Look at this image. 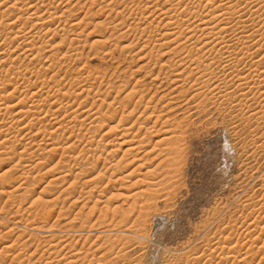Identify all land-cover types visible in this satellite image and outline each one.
<instances>
[{
  "label": "rangeland",
  "instance_id": "1",
  "mask_svg": "<svg viewBox=\"0 0 264 264\" xmlns=\"http://www.w3.org/2000/svg\"><path fill=\"white\" fill-rule=\"evenodd\" d=\"M16 1L0 0V31L12 33L0 37V264H264V101L242 87L264 80V8L244 9L251 39L230 28L194 47L184 29L169 35L184 18L165 15V0ZM89 137L104 140L90 149ZM138 139L143 151L127 153Z\"/></svg>",
  "mask_w": 264,
  "mask_h": 264
},
{
  "label": "bare ground",
  "instance_id": "2",
  "mask_svg": "<svg viewBox=\"0 0 264 264\" xmlns=\"http://www.w3.org/2000/svg\"><path fill=\"white\" fill-rule=\"evenodd\" d=\"M19 1V0H18ZM18 1H16V2H18ZM39 1V0H38ZM132 1H134V0H132ZM175 0H165V3H169V9H167V11L166 10H164V13H165V15H171L172 16V14L173 13H175V14H178L179 12V14L178 15H180L181 14V16L184 18V20H182V19H177L176 21H172L171 20V17H169V19L171 20L169 23H168V26L170 27V26H172L173 28L171 29V27L169 28V29H171L172 30V32L173 33H167V36H168V34L169 35H171V34H173V36L174 35H178L179 37H181L184 33H181V30L182 29H184V31L186 32L185 33V35H187V38H186V40H183V42H185V43H191L192 44V46H196L197 47V45H202L203 44V46H205V45H207L209 42H211V40H220L219 39V37L222 35H226V32L229 30H231L230 28H233V30H232V32L234 31L235 33L236 32H239V33H237L236 34V36L238 37V39L237 40H242V39H247L248 40V38H250L251 39V37H252V35H250V36H247V37H244V36H241L242 34H247V32H248V29L252 26H249L248 24V21H246L245 19H243L244 17L243 16H246V13H248L247 11H246V13H245V11H244V9L246 10H248V11H250V13H256V10L258 9V8H264V3H262V4H260L261 3V1L260 0H258V2L260 1V3H258L256 0H180V1H176V2H178V3H176L175 2V4H173V2H174ZM21 2V1H20ZM4 2H2V4H3ZM50 3V2H49ZM202 3H205V5L203 6V4ZM2 4H0V5H2ZM17 4V3H16ZM23 4V3H22ZM132 4V3H131ZM20 5V4H19ZM28 6V5H27ZM34 6V5H33ZM33 6H29V8H28V11H30V12H32V13H30L32 16H38L39 14L38 13H40V11H39V8L37 9V10H35L36 9V7H35V9L33 8ZM211 8L210 10L208 9V11H207V13H204L203 12V7L205 8V7H207V8H209V7ZM165 8V7H164ZM26 9V8H25ZM206 9V8H205ZM21 10V9H20ZM49 10V9H48ZM52 10V9H51ZM138 10H139V8H138ZM142 10V9H141ZM207 10V9H206ZM259 10V9H258ZM23 11V10H22ZM244 11V12H243ZM142 12V11H141ZM140 12V13H141ZM258 12V11H257ZM24 13V12H23ZM28 13V12H27ZM136 13V12H135ZM144 13V12H143ZM142 13V14H143ZM172 13V14H171ZM64 14V13H63ZM149 14V13H148ZM151 14V13H150ZM163 14V13H162ZM22 15V14H21ZM24 15V14H23ZM30 15V16H31ZM49 15V14H48ZM164 15V16H165ZM3 16V15H2ZM5 16V15H4ZM19 16V15H18ZM28 16V15H27ZM130 16V15H129ZM128 16V17H129ZM161 16V15H160ZM250 16V15H249ZM23 17V16H22ZM57 17H59V16H57ZM123 17V16H122ZM142 17V16H141ZM175 17V16H174ZM173 17V18H174ZM179 17V16H178ZM16 18V17H15ZM55 18V17H54ZM144 18H146V17H143L142 19H143V21H144ZM160 18H162V17H160ZM263 18V17H262ZM2 19V18H1ZM38 19H39V21L40 20H42L43 18H41L40 19V16L38 17ZM47 19V18H46ZM49 19H50V16H49ZM168 19V18H167ZM252 18L250 17V20H251ZM148 20V19H147ZM162 20V19H161ZM44 21V20H43ZM252 21V20H251ZM46 23H48L47 21H45ZM44 22V23H45ZM126 22V21H125ZM151 22H153V21H151ZM159 22V21H158ZM258 22H259V20H258ZM43 23V24H44ZM137 23V22H136ZM139 23H140V20H139ZM146 23V22H145ZM145 23H144V25H145ZM166 23V22H165ZM263 23V22H262ZM1 24V23H0ZM150 24V23H149ZM155 24V23H154ZM153 24V25H154ZM252 24H254V23H252ZM46 25V24H45ZM59 25V24H58ZM135 25V24H134ZM148 25V24H147ZM152 25V26H153ZM159 25H161V24H159ZM139 26V25H138ZM137 26V27H138ZM152 26H150V27H152ZM117 27V26H116ZM154 27H155V25H154ZM157 27V26H156ZM253 27V26H252ZM255 28H256V26H254ZM22 29H25V28H22ZM54 29V28H53ZM119 29V28H118ZM151 29V28H150ZM155 29V28H154ZM235 29V30H234ZM26 30V29H25ZM29 30V29H28ZM48 30V29H47ZM138 30V29H137ZM142 30V29H141ZM141 30H140V32H141ZM217 30V32H215ZM245 30H247L246 32H245ZM253 30H255V29H253ZM252 30V31H253ZM3 31V33H4V30H2ZM6 31V30H5ZM17 31H19V30H17ZM42 31V30H41ZM48 31H50V30H48ZM132 31V30H131ZM183 31V32H184ZM14 32V31H13ZM36 32V31H35ZM40 32V31H39ZM38 32V33H39ZM63 32V31H62ZM143 32V31H142ZM141 32V33H142ZM147 32V31H146ZM199 32H201V35H200V38L197 36L196 37V34L197 33H199ZM231 32V33H232ZM233 32V33H234ZM259 32V31H258ZM19 33H23V30H21L20 29V31L19 32H17V34H19ZM175 33V34H174ZM180 33V34H179ZM229 33V32H228ZM250 33V32H249ZM33 34V33H32ZM124 34V33H123ZM140 34V33H139ZM143 34H144V32H143ZM163 34V33H162ZM165 34V33H164ZM200 34V33H199ZM10 35H12V33H10V32H8V33H6V34H2L1 33V31H0V37L1 38H3V40H1V42H3V41H5L6 42V44H7V41L9 40V38L11 37ZM14 38H17V37H19V36H17L16 37V34L14 33ZM8 36H10V37H8ZM33 36V35H32ZM41 36V35H40ZM52 36V35H51ZM126 36V35H125ZM124 36V37H125ZM163 36V35H162ZM230 36V35H229ZM228 36V37H229ZM233 36V35H232ZM254 36V35H253ZM21 37V36H20ZM47 37V36H46ZM165 37V39H168V37H171V36H168L167 38H166V36H164ZM163 37V38H164ZM176 37V36H175ZM183 37V36H182ZM228 37H226V38H228ZM233 37H235V35L233 36ZM39 38V37H38ZM134 38V37H133ZM139 38H141V37H139ZM155 38V37H154ZM222 38V40H224V37H221ZM25 39V38H24ZM30 39V38H29ZM122 39H123V37H122ZM172 39H173V37H172ZM177 39V38H176ZM27 40V39H26ZM31 40V39H30ZM33 41H26L27 43V46H29V47H33L34 48V45H36L37 44V42L35 41V39L33 38L32 39ZM40 40V39H39ZM181 38H180V42H181ZM236 40V41H237ZM25 41V40H24ZM42 41V40H41ZM179 41V40H178ZM177 41V42H178ZM221 41V40H220ZM230 41H231V39H230ZM229 41V42H230ZM5 42H4V44H5ZM96 42V41H95ZM166 42V41H165ZM171 42H173L174 43V40H172V41H170V43ZM225 42V41H224ZM234 42V41H233ZM232 42V43H233ZM244 42V41H243ZM251 42V41H250ZM9 43V42H8ZM64 43V42H63ZM98 43V42H97ZM164 43V42H163ZM167 44H169V42L167 41L166 42ZM216 43V42H215ZM223 42H219V44L221 45ZM232 43H231V45H232ZM238 43H239V41H238ZM246 43V42H245ZM1 44H3V43H1ZM131 44V43H130ZM141 44V43H140ZM162 44V43H161ZM178 44H179V42H178ZM180 44H182L183 45V43L181 42ZM212 44V43H211ZM225 45H226V47L228 46L226 43H224ZM229 44V43H228ZM237 44V43H236ZM241 44H242V41H241ZM8 45H11V43L10 44H8ZM129 45V44H128ZM146 45H147V43H146ZM149 45V44H148ZM181 45V46H182ZM190 45V44H189ZM4 46V45H3ZM43 46V45H42ZM176 46V45H175ZM177 46H180V45H177ZM188 46V44L186 45V47ZM210 46V45H209ZM236 46H238V45H236ZM248 46V45H247ZM0 47H2V46H0ZM29 47H27V48H29ZM160 47H161V45H160ZM162 47H163V45H162ZM166 47V46H165ZM182 47H184V49H182V50H184V51H186V49L189 47H185V46H182ZM212 47V46H211ZM223 47V46H222ZM222 47H221V49H222ZM230 47V46H229ZM12 48V47H11ZM148 48V47H147ZM177 48H179V47H177ZM200 48L202 49V46H200ZM208 48V47H207ZM212 48H214V47H212ZM212 48H210L211 50H212ZM228 48V47H227ZM260 48V47H259ZM19 49V48H18ZM35 49V48H34ZM173 49V48H172ZM191 49V47L189 48V50ZM204 49H206V47L205 48H203V50ZM229 49V48H228ZM14 50V49H13ZM32 50V49H31ZM154 50V49H153ZM170 50V49H169ZM188 50V51H189ZM195 49H193V51H192V49L189 51V54L190 55H192V52H194L195 53V51H194ZM214 50V49H213ZM5 51V50H4ZM137 51V50H136ZM144 51V50H143ZM157 51V50H156ZM188 51H186V52H188ZM219 51V50H218ZM226 51H227V49H226ZM229 51V50H228ZM246 51V50H245ZM153 52V51H152ZM151 52V53H152ZM165 52V51H164ZM171 52H172V50H171ZM174 52V51H173ZM222 52V51H221ZM231 52V51H230ZM167 53V52H166ZM175 53V52H174ZM215 53V52H214ZM233 53V52H232ZM1 54V53H0ZM8 54V53H7ZM169 54V53H168ZM179 54V53H178ZM188 54V55H189ZM207 54V53H206ZM229 54V53H228ZM238 54V53H237ZM37 55H38V53H37ZM175 55V54H174ZM180 55V54H179ZM189 55V56H190ZM198 55V54H197ZM196 55V56H197ZM223 55V54H222ZM233 55V54H232ZM231 54H230V57L232 56ZM263 55H264V53H263ZM1 56V55H0ZM20 56V55H19ZM26 56V55H25ZM28 56V55H27ZM162 56V55H161ZM194 56V55H193ZM196 56L194 57V59L196 58ZM199 56V55H198ZM214 56V55H213ZM236 56V55H235ZM239 56V55H238ZM192 57V56H191ZM203 56H199V59H201ZM205 57V56H204ZM203 57V58H204ZM207 57V56H206ZM226 57V56H225ZM227 57H229V56H227ZM226 57V58H227ZM49 58V57H48ZM209 58V59H208ZM207 59L211 62H208V64L210 63V64H213L214 63V58H210V57H208ZM224 60H225V58L224 57H222ZM233 58V57H232ZM6 59V58H5ZM50 59V58H49ZM186 59V58H185ZM188 59V58H187ZM192 59V58H191ZM177 60V59H176ZM188 60H190V59H188ZM187 60V61H188ZM198 60V59H197ZM216 60V59H215ZM15 61H16V59H15ZM22 61V60H21ZM183 61H185V60H183ZM200 61V60H199ZM202 61H204V59L202 60ZM205 61H206V59H205ZM12 62V61H11ZM51 62V61H50ZM189 63H190V61H188ZM242 61H237V59L235 60V61H221L220 62V64L221 65H223L224 67L223 68H225V70L226 69H232L233 67H236L237 65L239 66L240 65V63H241ZM54 63V62H53ZM187 63V62H186ZM193 63V62H192ZM191 63V64H192ZM202 63V62H201ZM164 64H166V63H164ZM191 64H188V65H191ZM197 65H195V63H194V65H195V68H196V66H198V65H200L199 64V62L198 63H196ZM170 65V64H169ZM173 65V64H172ZM177 65V64H176ZM183 65V64H182ZM234 65V66H233ZM163 66V65H162ZM171 66V65H170ZM174 66H175V64H174ZM178 66V65H177ZM204 66V65H203ZM207 66V65H206ZM205 67V66H204ZM209 66H207V68H208ZM216 67V66H215ZM255 67V66H254ZM171 68V67H170ZM180 68V67H179ZM178 68V69H179ZM203 68V67H202ZM201 68V69H202ZM257 68V67H256ZM258 68H259V66H258ZM262 68V67H261ZM51 69V68H50ZM185 69V68H184ZM183 69V70H184ZM199 69V68H198ZM236 69H237V67H236ZM209 70V69H208ZM207 70V71H208ZM235 71V70H234ZM233 71V72H234ZM255 71V70H254ZM264 71V70H263ZM190 72V71H189ZM199 72V71H198ZM201 72V71H200ZM211 72V73H210ZM222 72H224V71H222ZM181 73V72H180ZM197 73V72H196ZM195 73V74H196ZM208 73V72H207ZM209 73L210 74H208L209 75V81L210 80H212L213 79V77H215V76H213V75H215V74H212V71H209ZM228 73V72H227ZM201 74V73H200ZM199 74V75H200ZM204 74V71H203V73L201 74V75H203ZM239 74V73H238ZM244 74V73H243ZM166 75V74H165ZM201 75L200 76H198V77H200V78H198L197 79V82H200V83H203V81H205L203 78H205V79H207L208 77H207V74H206V76L205 77H201ZM241 75V74H240ZM253 75V74H252ZM15 76V75H14ZM170 76L168 75V78H169ZM185 77V76H184ZM192 77V76H191ZM196 77V76H195ZM207 77V78H206ZM254 77V76H253ZM190 78V77H189ZM218 78V77H217ZM239 78H241L240 76H239ZM256 78V77H255ZM259 78V77H258ZM257 78V79H258ZM192 79V78H191ZM200 80H202V81H200ZM207 80V81H208ZM250 80V79H249ZM256 80V79H255ZM260 79H258V81H259ZM81 81V80H80ZM175 81V80H174ZM191 81V80H190ZM213 81V80H212ZM254 81V80H253ZM261 81V80H260ZM240 82V81H239ZM81 83V82H80ZM188 83V82H187ZM208 83V82H207ZM191 84V83H190ZM193 84V83H192ZM206 84V83H205ZM205 84H203L204 86H205ZM253 83H249V82H247V83H244L243 84V88H247V87H249L248 89L250 90L251 88H252V86L255 88V89H257V91H260V94H258L261 98H262V101H264V80H263V82L261 81L260 83H258V82H256V81H254V84L252 85ZM74 85H75V83H74ZM81 85V84H80ZM182 85V84H181ZM199 85V84H198ZM207 85V84H206ZM224 85V84H223ZM232 85V84H231ZM238 85V84H237ZM242 84H240L239 86H241ZM251 85V86H250ZM2 86V85H1ZM191 86H193V85H191ZM224 86H226V85H224ZM239 86H237V87H239ZM202 87V86H201ZM207 87V86H206ZM236 87V88H237ZM251 87V88H250ZM135 88V87H134ZM190 88H192V87H190ZM198 88V87H197ZM214 88V87H213ZM231 88V87H230ZM207 89V88H206ZM205 89V90H206ZM239 89H240V87H239ZM253 89V88H252ZM69 90V89H68ZM67 90V91H68ZM175 90V89H174ZM191 90H193V89H191ZM202 90V89H201ZM219 90V89H218ZM249 90H247L248 92H249ZM67 91H65V92H67ZM200 91V90H199ZM202 91H204V90H202ZM242 91H244V90H242ZM256 91V92H257ZM12 91H10V93H11ZM30 92V91H29ZM47 92V91H46ZM71 92V91H70ZM133 92V91H132ZM245 92V91H244ZM72 93V92H71ZM90 93V92H89ZM183 93V92H182ZM206 93V92H205ZM208 93V92H207ZM241 93V92H240ZM35 94V93H34ZM49 94V93H48ZM36 95V94H35ZM58 95V94H57ZM69 95V94H68ZM75 95V94H74ZM129 95V94H128ZM154 95V94H153ZM197 95H199V94H197ZM213 95V94H212ZM257 95V96H258ZM34 96V95H33ZM54 96V95H53ZM56 96V95H55ZM54 96V97H55ZM59 96V95H58ZM85 96V95H84ZM172 96V95H171ZM200 96V95H199ZM246 95H244L243 97H245ZM1 97V96H0ZM38 97V96H37ZM41 97V96H40ZM206 98V96H203V98ZM210 97V96H209ZM214 97V96H213ZM222 97H223V95H222ZM12 98V97H11ZM33 98H35V97H33ZM45 98V97H44ZM132 98V97H131ZM131 98H129V99H131ZM140 98V97H139ZM198 98V97H197ZM221 98V97H220ZM225 98V97H224ZM1 99V98H0ZM3 99V98H2ZM38 99V98H37ZM51 99V98H50ZM207 100H208V97H207ZM226 100V99H225ZM3 101V100H2ZM5 101V100H4ZM3 101V102H4ZM123 101V100H122ZM128 101V100H127ZM147 101H149V100H147ZM254 101V100H253ZM12 102V101H11ZM37 102V101H36ZM124 102V101H123ZM122 102V103H123ZM131 102V101H130ZM139 102V101H138ZM142 102V101H141ZM211 102V101H210ZM5 103V102H4ZM3 103V104H4ZM21 103V102H20ZM136 103V102H135ZM149 103V102H148ZM147 103V104H148ZM223 103V102H222ZM259 103V102H258ZM3 104H0V112L3 110V109H5V110H9L8 109V107L6 106V108L4 107H2L1 105H3ZM70 104V103H69ZM75 104V103H74ZM141 104H143V103H141ZM201 104V103H200ZM212 104V103H211ZM242 102H241V106H242ZM199 105V104H198ZM13 106V105H12ZM16 106H19V105H16ZM16 106L15 107H10V109L12 108H16ZM118 106V105H117ZM168 106H170V105H168ZM244 106V105H243ZM242 106V107H243ZM51 108V107H50ZM101 108V107H100ZM137 108V107H136ZM146 108H147V106H146ZM245 108H247V107H245ZM79 109V108H78ZM135 109V108H134ZM248 109V108H247ZM246 109V110H247ZM5 110H3V111H5ZM22 109H20V111L18 112V113H20L21 114V111ZM65 109H63V111H64ZM87 110V109H86ZM136 110V109H135ZM50 111V110H49ZM74 111H75V109H74ZM146 111V110H145ZM65 112V111H64ZM68 112V111H67ZM66 112V113H67ZM78 112V111H77ZM76 112V113H77ZM119 112V111H118ZM126 112V111H125ZM9 113V112H8ZM62 113V112H61ZM65 113V114H66ZM83 113V112H82ZM82 113H81V115H82ZM254 113V112H253ZM261 113V112H260ZM3 114V113H2ZM6 114V113H5ZM54 114V113H53ZM75 114V113H74ZM73 114V115H74ZM101 114V113H100ZM1 115V114H0ZM52 115V114H51ZM70 115V114H69ZM77 115V114H76ZM80 115V114H79ZM118 115V114H117ZM258 115V114H257ZM53 116V115H52ZM56 116V115H55ZM75 116V115H74ZM95 116V115H94ZM124 116V115H123ZM142 116V115H141ZM260 116V115H259ZM21 117V116H20ZM63 117V116H62ZM76 117V116H75ZM50 118V117H49ZM18 119V118H17ZM77 119V118H76ZM75 119V122L77 121ZM79 119V118H78ZM159 119V118H158ZM192 119V118H191ZM261 119V118H260ZM33 120V119H32ZM68 120V119H67ZM87 120V119H86ZM85 120V121H86ZM157 120V119H156ZM182 120V119H181ZM257 120V119H256ZM37 121V120H36ZM48 121V120H47ZM104 121V120H103ZM164 121V120H163ZM70 122H71V120H70ZM92 122V121H91ZM182 122V121H181ZM74 123V122H73ZM127 123V122H126ZM155 123V122H154ZM166 123V122H165ZM27 124V123H26ZM80 124V123H79ZM83 124V122L80 124V125H82ZM164 124V123H163ZM167 124V123H166ZM165 124V125H166ZM75 125V124H74ZM73 125V126H74ZM76 125H77V123H76ZM75 125V126H76ZM156 125V124H155ZM62 126V125H61ZM177 126V125H176ZM28 127V126H27ZM174 127V126H173ZM1 128V127H0ZM72 128V127H71ZM74 128V130H75V127H73ZM72 128V129H73ZM141 128V127H140ZM180 128V127H179ZM70 129V128H69ZM102 129V128H101ZM152 129V128H151ZM63 130V129H62ZM134 130V129H133ZM178 130V129H177ZM180 130H181V128H180ZM4 131H6V130H4ZM38 131V130H37ZM60 131V130H59ZM68 131V130H67ZM125 131V130H124ZM128 131V130H127ZM127 131L125 132V133H127ZM151 131V130H150ZM183 131V130H182ZM181 131V132H182ZM57 132V131H56ZM78 132V131H77ZM151 132H153V131H151ZM150 132V133H151ZM157 132V131H156ZM165 132H168V131H166V129L164 130V134H165ZM180 132V131H179ZM52 133V132H51ZM54 133V132H53ZM73 133V132H72ZM157 133H159V132H157ZM156 133V134H157ZM163 133V132H162ZM162 133H160V134H162ZM172 133V132H171ZM175 133V132H174ZM40 134V133H39ZM66 134V133H65ZM88 134V133H87ZM108 134V133H107ZM133 134V133H132ZM156 134H155V136H156ZM168 134V133H167ZM167 134H165V135H167ZM170 134V133H169ZM180 134V133H179ZM181 134H183V133H181ZM12 135V134H11ZM78 135V134H77ZM90 135V134H89ZM123 135V134H122ZM121 135V136H122ZM144 135H145V133H144ZM150 135V134H149ZM178 135V134H177ZM9 136V135H8ZM137 136V135H136ZM172 136V135H171ZM70 137V136H69ZM120 137V136H119ZM125 138L127 137L126 135L124 136ZM135 137V136H134ZM151 137H152V134L149 136V139H151ZM153 137H154V135H153ZM173 137V136H172ZM172 137L170 138V135L168 136V138H170V139H172ZM182 137H183V135H182ZM182 137H180V138H182ZM75 138V137H74ZM79 138V137H78ZM77 138V139H78ZM166 138H167V136H166ZM167 138V139H168ZM176 138V137H175ZM174 138V139H175ZM89 140H87V147L88 148H90V149H92V148H94L93 146H97V147H100V145H101V142H103V140H104V138L103 137H101V140H97V141H99L98 143H97V141H95L93 138H91L90 139V137L88 138ZM128 139V138H127ZM177 139V138H176ZM175 139V141H177ZM55 140V139H54ZM70 140V139H69ZM116 140V139H115ZM120 140V139H119ZM134 138H130V140H128L127 141V143L129 144H131V142H132V144L134 143ZM137 140V139H136ZM138 140H143V139H138ZM162 140H163V138H162ZM162 140H160V142L159 143H161L162 142ZM181 140V139H180ZM180 140H179V142H180ZM184 140V139H183ZM58 141V140H57ZM84 141V140H83ZM124 141V140H123ZM122 141V142H123ZM140 141H139V143H140ZM163 141H165L166 142V140H165V138H164V140ZM168 141V140H167ZM172 141V140H171ZM174 141V140H173ZM172 141V144L170 143V145H169V147L171 146V145H173V147H175V145L178 143V142H176V144H173L174 142ZM68 142V141H67ZM75 142V141H74ZM96 142V143H95ZM114 142V141H113ZM126 142V141H125ZM136 142V141H135ZM158 142V141H157ZM126 143V145H128ZM138 143V144H139ZM144 143H146V141H145V139H144V141H141V146L140 145H138V144H136L135 145V147H132L133 149H130L129 151L128 150H126L125 151V153L127 152V153H130L131 151H134L135 149H136V147H137V149H136V151H138V152H140V151H143V149H144V147L145 146H143L144 145ZM125 144V143H124ZM123 144V145H124ZM143 144V145H142ZM179 144V143H178ZM181 144V143H180ZM179 144V145H180ZM119 145V144H118ZM122 144H120V146H121ZM138 145V146H137ZM54 146V145H53ZM130 146H132V145H130ZM156 146V145H155ZM166 146H168V143H167V145ZM86 147V148H87ZM172 147V146H171ZM179 147V146H178ZM178 147L177 148H174V150H172V152H173V154H175L174 156H176L177 154H179V151H178ZM87 148V149H88ZM135 148V149H134ZM52 149V148H51ZM50 149V150H51ZM90 149H88V150H90ZM170 149V148H169ZM183 149V148H182ZM88 150H86V151H88ZM94 150V149H93ZM96 150V149H95ZM168 150V149H167ZM171 150V149H170ZM169 150V151H170ZM145 151V150H144ZM149 152V151H148ZM147 152V153H148ZM145 153V152H144ZM167 155H170L169 154V152L167 151ZM171 153V152H170ZM136 155H137V153H135ZM139 154V153H138ZM146 154V153H145ZM144 154V158H145V155ZM133 155V154H132ZM149 155V154H148ZM181 155V154H180ZM127 156V155H126ZM138 156V155H137ZM137 156H135V157H137ZM159 156V155H158ZM142 157V156H141ZM140 157V158H141ZM142 157V159H144ZM122 159V158H121ZM121 159H120V161H121ZM139 159V158H138ZM141 159V160H142ZM148 159L149 158H147V159H145V160H147L148 161ZM174 159H176V158H174ZM123 160V159H122ZM140 160V159H139ZM140 160V161H141ZM137 161V160H136ZM174 161V160H173ZM134 162V161H133ZM144 162V161H143ZM118 163H119V160H118ZM116 164V163H115ZM120 164V163H119ZM122 164V163H121ZM141 166H143V164L141 165ZM117 167H118V165H117ZM138 168V167H137ZM81 170H83V169H81ZM81 170H80V172H81ZM137 170V169H136ZM71 173V172H70ZM69 173V174H70ZM82 173H84V172H82ZM146 173V172H145ZM144 173V174H145ZM68 175V174H67ZM78 175H80V176H78L77 177V175H75L76 177V179L75 180H77V178L79 179V177H86V178H88L86 175H87V173H85V174H79V172H78ZM146 175V174H145ZM110 177H112V176H110ZM127 177V176H126ZM124 178V177H123ZM90 179V178H89ZM126 179V178H125ZM119 180V179H118ZM123 180V179H122ZM85 181V180H84ZM93 180L92 179H90V180H87V182L85 181V183L84 184H82V185H86V184H89V183H92L93 184V182H92ZM117 181V180H116ZM115 181V182H116ZM135 184V183H134ZM144 184V183H143ZM146 185H147V183H145ZM152 184V183H151ZM87 186V185H86ZM90 186V185H89ZM92 186V185H91ZM142 186V185H141ZM121 187V186H120ZM131 187H133V186H131ZM145 187V186H144ZM153 187V186H152ZM84 188V187H83ZM87 188V187H86ZM95 188V187H94ZM94 188H92L91 187V190L92 189H94ZM122 188H124V187H122ZM127 188V187H126ZM146 188H147V186H146ZM149 188V187H148ZM148 188L146 189V191L145 190H140L139 191V193L142 195V194H144L143 192L145 191V193L147 192V193H149V191L150 190H148ZM262 188V187H261ZM128 189V188H127ZM145 189V188H144ZM150 189V188H149ZM91 190H89V191H91ZM124 190V189H123ZM129 190V189H128ZM141 191H142V193H141ZM6 192V191H5ZM64 193V192H63ZM83 193V192H82ZM136 193H138V191L137 192H135V194ZM138 193V194H139ZM146 193V194H147ZM0 194H4L3 192L2 193H0ZM139 194V197H142L141 195ZM2 195H0V197L2 196ZM5 195V194H4ZM148 195V197L147 198H149V194H147ZM146 195V196H147ZM85 196V195H84ZM133 196V194L131 195V197ZM135 197L137 196V195H134ZM145 196V197H146ZM4 197V196H3ZM6 197V196H5ZM134 197V198H135ZM138 197V196H137ZM137 197H136V199H137ZM138 197V199H140ZM144 197V196H143ZM150 197H151V195H150ZM92 198V197H91ZM130 198V197H129ZM147 198H146V200H147ZM86 199V198H85ZM135 200V199H134ZM143 200V199H142ZM145 200V201H146ZM135 201H137V200H135ZM135 201H133V205H134V202ZM148 201H150L149 199H148ZM75 203H77V202H75ZM136 203V202H135ZM143 202H141L140 204H142ZM148 203V202H147ZM132 204V203H131ZM132 205V206H133ZM255 206V205H254ZM94 209V208H93ZM123 217H124V215H123ZM59 218H62V215H61V217H58V219ZM261 218H263V217H261ZM255 219H256V217H255ZM260 219V218H259ZM256 220H258V217H257V219ZM255 220L253 219V222H254ZM262 221H264V220H262ZM262 221H260L259 220V222L261 223ZM257 223H259L258 221H256ZM255 222V223H256ZM135 223V222H134ZM254 223V224H255ZM133 224V223H132ZM138 224V223H137ZM254 224H253V226H254ZM259 225V224H258ZM256 226V225H255ZM136 227H137V225H136ZM260 227V226H259ZM253 228H255V227H253ZM249 229V228H248ZM256 230H257V228H255ZM260 229V228H259ZM247 230V229H246ZM134 232H135V230H134ZM133 232V233H134ZM136 233V232H135ZM137 235V234H136ZM135 235V236H136ZM139 236V235H138ZM142 237V236H141ZM64 238V237H63ZM124 238V237H123ZM133 238V237H132ZM131 238V239H132ZM135 238V237H134ZM134 238H133V241H134ZM143 238V237H142ZM144 239V238H143ZM61 243H62V245L63 244H65V245H63L64 246V248H67V245H68V243L70 242H68L67 241V239L65 240H63L62 238H61ZM124 240V239H123ZM60 241V240H59ZM127 241V240H126ZM139 241H141V240H139ZM58 242V241H57ZM56 242V243H57ZM71 243V242H70ZM116 243V242H115ZM120 243V242H119ZM127 243V242H126ZM142 243V242H141ZM145 243V242H144ZM124 244V243H123ZM137 244V243H136ZM102 245V244H101ZM142 245V244H141ZM72 246H74L73 244H72ZM76 246V245H75ZM74 246V247H75ZM82 246V245H81ZM116 246H117V244H116ZM54 247V246H53ZM60 247V246H59ZM69 248V247H68ZM72 247H71V244H70V248L69 249H71ZM264 248V247H263ZM76 249V248H75ZM56 250V249H55ZM54 250V251H55ZM68 250V249H67ZM97 250V249H96ZM66 251V250H65ZM77 251V250H76ZM87 251V250H86ZM53 252V251H52ZM71 252V251H70ZM79 252V251H78ZM108 252V251H107ZM248 252V251H247ZM57 253H58V251H57ZM57 253H56V255H57ZM65 253V252H64ZM75 253V252H74ZM251 253V252H250ZM67 254H70V253H68L67 252ZM72 254V253H71ZM76 255L77 254H79V253H75ZM59 255V254H58ZM74 255V254H73ZM102 255H104V254H102ZM247 255V254H246ZM53 256V255H52ZM60 256V255H59ZM58 257V256H57ZM64 257H65V255H64ZM63 257V258H64ZM74 257V256H73ZM92 257V256H91ZM102 257H104V256H102ZM230 257V256H229ZM236 257V256H235ZM55 258V257H54ZM52 259L51 260V258L49 257L48 258V261L46 262V264H53L54 262L55 263H59V261L60 260H58V259ZM68 258H69V256H68ZM79 258V257H78ZM77 258V259H78ZM84 258H86V257H84ZM89 258V257H88ZM246 258V257H245ZM65 259V258H64ZM81 259H83V258H81ZM103 259V258H102ZM75 260V259H74ZM101 260V259H100ZM100 260H98V261H100ZM82 261H84V260H82ZM88 261V260H87ZM90 261V260H89ZM242 261V260H241ZM62 262V261H61ZM71 262V261H70ZM70 262H67V263H70ZM73 262H75V261H73ZM77 262V261H76ZM105 262V261H104ZM139 263V262H138ZM41 264V263H40ZM72 264V263H71ZM134 264V263H133Z\"/></svg>",
  "mask_w": 264,
  "mask_h": 264
}]
</instances>
